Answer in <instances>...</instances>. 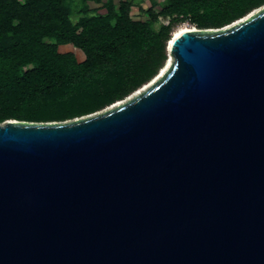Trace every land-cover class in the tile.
<instances>
[{
  "label": "water",
  "instance_id": "obj_1",
  "mask_svg": "<svg viewBox=\"0 0 264 264\" xmlns=\"http://www.w3.org/2000/svg\"><path fill=\"white\" fill-rule=\"evenodd\" d=\"M166 48L102 110L0 123V264H264V4Z\"/></svg>",
  "mask_w": 264,
  "mask_h": 264
},
{
  "label": "trees",
  "instance_id": "obj_2",
  "mask_svg": "<svg viewBox=\"0 0 264 264\" xmlns=\"http://www.w3.org/2000/svg\"><path fill=\"white\" fill-rule=\"evenodd\" d=\"M133 3L0 0V123L64 121L102 110L162 72L177 24L222 27L264 0H156L138 6L139 18ZM64 44L84 58L60 51Z\"/></svg>",
  "mask_w": 264,
  "mask_h": 264
},
{
  "label": "rangeland",
  "instance_id": "obj_3",
  "mask_svg": "<svg viewBox=\"0 0 264 264\" xmlns=\"http://www.w3.org/2000/svg\"><path fill=\"white\" fill-rule=\"evenodd\" d=\"M151 1H156V0H134V3H133V6H132V15L135 17V18H139V17H144L143 16V14H141L140 13V11L138 10V6L139 5H141V6H143V7H146L147 5H149L150 3H151ZM162 24V21L161 20H159L158 22H157V25H161ZM195 26L193 25V24H191L188 20H185L184 22H181V23H179V24H177V26H175V28H174V30L177 28H186V29H191V28H194ZM59 50L60 51H72V52H74V54H75V56L77 57V59L80 61L82 58H83V56H84V54H83V52L79 49V48H77V47H75V46H73V45H71V44H67V45H63V46H60L59 47Z\"/></svg>",
  "mask_w": 264,
  "mask_h": 264
},
{
  "label": "bare ground",
  "instance_id": "obj_4",
  "mask_svg": "<svg viewBox=\"0 0 264 264\" xmlns=\"http://www.w3.org/2000/svg\"><path fill=\"white\" fill-rule=\"evenodd\" d=\"M184 29H186V28H183V29H182V28H180V29H177V31H176V33H175V35H176V34H178L179 32H181V31H182V30H184ZM169 60H170V59H169ZM167 64H168V63H167Z\"/></svg>",
  "mask_w": 264,
  "mask_h": 264
},
{
  "label": "crops",
  "instance_id": "obj_5",
  "mask_svg": "<svg viewBox=\"0 0 264 264\" xmlns=\"http://www.w3.org/2000/svg\"><path fill=\"white\" fill-rule=\"evenodd\" d=\"M64 45H67V44H64ZM60 46H63V45H59V46H58V49H59ZM65 51H66V50H65ZM65 51H63V52H65ZM67 51H68V50H67ZM83 58H84V56H83ZM83 58H82V59H83ZM82 59H81V60H82Z\"/></svg>",
  "mask_w": 264,
  "mask_h": 264
}]
</instances>
